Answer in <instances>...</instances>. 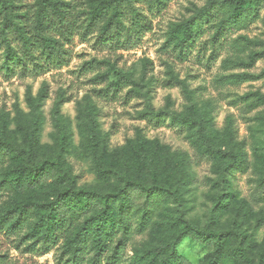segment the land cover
<instances>
[{
	"label": "rangeland",
	"instance_id": "rangeland-1",
	"mask_svg": "<svg viewBox=\"0 0 264 264\" xmlns=\"http://www.w3.org/2000/svg\"><path fill=\"white\" fill-rule=\"evenodd\" d=\"M5 1L15 23L34 26L42 15L40 0ZM57 1L79 24L69 37L50 25L63 51L60 59H48L34 46L37 71L27 62L25 75L19 65L11 73L0 43V138L18 150L30 148L19 156L11 148L12 159L1 158L0 222L12 202L32 204L20 229L0 225V264H162L155 249L174 244L181 233L180 212L196 231L236 233L225 240L220 264H245L235 249L239 241L254 263L264 264V3L233 24L220 23L228 0L140 3L147 26L138 43L125 48L96 42L98 30L85 21L96 0ZM1 20L0 15V27ZM188 21L196 35L179 47L176 31ZM104 73L108 82L101 80ZM189 107L210 147L200 140L198 124L178 125L176 115ZM90 114L98 122L96 148L88 139ZM210 148L219 155L211 160L200 155ZM58 154L74 181L57 173L47 185L23 191L5 182L17 167L52 161ZM232 160L238 167L221 175ZM151 172L179 199L140 195L148 214L141 220L136 205L127 211L130 232L116 263L101 260L112 254L115 241L95 261L89 235L81 259L70 260L74 235L92 212H69L68 228L60 229L57 241H37L44 212L39 206L55 192L85 187L107 193L127 178L148 184ZM175 249L173 264H205L214 244L187 234Z\"/></svg>",
	"mask_w": 264,
	"mask_h": 264
},
{
	"label": "trees",
	"instance_id": "trees-1",
	"mask_svg": "<svg viewBox=\"0 0 264 264\" xmlns=\"http://www.w3.org/2000/svg\"><path fill=\"white\" fill-rule=\"evenodd\" d=\"M140 3L150 6L151 4H157L158 0H96L88 18L85 20L90 27L98 30L96 42L103 45H121L125 48L135 46L140 39L139 33L147 26V19L139 7ZM263 3L264 0H228L229 11L220 20V23L233 24L250 9L254 8L257 10L259 5ZM218 4L221 7L223 6V3L218 2ZM39 5L42 15L35 20L34 26H28L25 23H15L11 19L12 6L5 0H0V15L2 16L0 27V43L2 46H0L3 49V62L7 71L11 73H13L15 66L19 65L21 73L25 75L28 71L27 62L33 64V70L37 71L36 68L39 63L34 53V46L39 48L41 54L46 58L60 59L63 51L61 45H59L60 41L51 37L49 32L50 25L55 26L59 33L65 37H69L74 31L76 20L73 12L69 11L68 8L60 5L57 0H40ZM29 27L34 31V36L30 34ZM76 27H79L78 23H76ZM176 33L177 46L184 47L193 40L196 30L193 28L192 22L188 21L181 24ZM13 36L18 40L19 47L14 44ZM107 66L109 67L110 65L107 64ZM107 79L108 77L105 73L101 75L102 81L108 82ZM176 85L182 87V89L184 88L181 82ZM175 119L182 129L198 124L200 140L210 147L207 136L201 130L202 123L192 117V108H187L183 115H176ZM97 123L96 118L90 114L88 139L94 148L101 143L97 133ZM34 124H36V120L33 123L32 132L35 129ZM11 148L15 156L27 153L30 149L18 150L9 145L3 138H0V161L3 157L8 161L12 159L9 154ZM219 153L220 150L210 148L209 151L200 155H205L208 160H211L213 157L218 156ZM60 159V154H58L52 161L17 167L5 182L13 183L16 188L23 191L47 185L57 173L58 177L64 176L67 180L74 181L75 176L63 168ZM97 165L98 172L104 173L105 170L101 168L100 160H97ZM236 167H238V163L232 160L224 164L220 173L225 176L231 169ZM154 176V172H151V179L153 180L148 184L127 178L123 180L122 185L107 193L85 187H72L55 192L49 202L39 206L44 209V212L39 216L42 232L37 241H40L43 245L57 241L60 229L66 230L68 228L67 221L69 220H65V215L69 214V212L76 215L92 212L90 221L80 226L74 235L70 245L72 247L70 260L75 263V261L81 259L89 244L86 238V235H89L95 261H97V257H101L106 244L114 243L115 241L112 254L106 255L101 260L105 262L111 260V263H116L118 256L126 245L130 232V226L125 221L127 211L132 205H136L138 211L141 212V220L145 219L148 214V205L140 198V195L145 196V198L151 195H166L172 196L174 200L179 199L177 193L170 187L155 182ZM31 205H18L16 202H12L0 225L9 224L8 231L20 229L24 223L23 214ZM177 225L181 233L174 244L171 246H159L155 249V255L161 257L162 264L174 263L176 256L175 245L181 237L187 234H194L201 240L211 239L214 244V251L205 264H220L225 240L230 236L236 235L235 232L225 229L215 232L196 231L182 212L177 215ZM235 249L245 264H256L247 254L241 241L237 243Z\"/></svg>",
	"mask_w": 264,
	"mask_h": 264
}]
</instances>
